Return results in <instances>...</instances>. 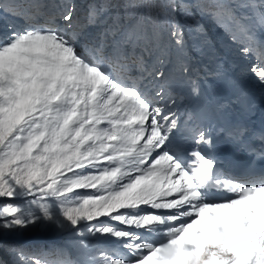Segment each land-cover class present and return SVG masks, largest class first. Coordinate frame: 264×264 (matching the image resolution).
I'll return each instance as SVG.
<instances>
[{"label": "snow or ice", "instance_id": "snow-or-ice-1", "mask_svg": "<svg viewBox=\"0 0 264 264\" xmlns=\"http://www.w3.org/2000/svg\"><path fill=\"white\" fill-rule=\"evenodd\" d=\"M84 7L0 0V253L11 257L0 264H264V132L226 119L250 109L247 94L233 83L214 99L206 85L226 79L224 62L194 64L180 22L207 46L196 16L207 17L264 87V0ZM216 137L247 167L224 168ZM36 230L80 239L35 250L8 239Z\"/></svg>", "mask_w": 264, "mask_h": 264}, {"label": "rangeland", "instance_id": "rangeland-1", "mask_svg": "<svg viewBox=\"0 0 264 264\" xmlns=\"http://www.w3.org/2000/svg\"><path fill=\"white\" fill-rule=\"evenodd\" d=\"M112 3L114 4L115 2L112 0ZM85 5V0H80V6ZM81 8V7H80ZM81 13L82 15L84 14V11L81 9ZM203 18H207L202 16ZM208 19V18H207ZM8 23H12L13 21L8 20ZM15 23L22 24V21H15ZM210 27H212L213 31L215 32V36L219 35L220 39L226 44L228 43L226 38L224 37V35L222 34V32L209 20ZM5 30V22L4 21H0V33H3ZM227 47H234V45L228 43ZM201 51L204 55L205 58H207L206 53H211V55H213V51L211 49V47H206L203 44V47L201 46ZM77 171H80L79 169ZM85 171H94L92 169H85ZM102 189L100 188V186L97 187V189H79L78 191L81 192H93V193H98L99 191H101ZM100 219H107V218H100ZM50 237H54L57 239V243L56 245H50L49 243V238ZM83 238L90 241L91 243H93V238L89 237L87 233H84ZM9 241L11 243H14L18 246H21L25 249L28 250H35V249H42V248H53V247H66V246H70L71 242L75 239H80L78 237H72L71 234H66L63 232H49V231H45V230H36V231H28V232H23L20 234H15L10 236ZM39 239H43V241H39ZM112 239V238H110ZM106 240V242H110L109 240ZM117 239V238H116ZM25 241V242H22ZM112 242V241H111ZM104 243V244H105ZM104 246V245H101ZM97 247L95 248V246H92L91 249H89V251H91L92 253L96 252ZM0 255L7 260H11V257H9L7 255V253H0ZM49 259H51V257H48Z\"/></svg>", "mask_w": 264, "mask_h": 264}, {"label": "trees", "instance_id": "trees-1", "mask_svg": "<svg viewBox=\"0 0 264 264\" xmlns=\"http://www.w3.org/2000/svg\"><path fill=\"white\" fill-rule=\"evenodd\" d=\"M119 3L122 4L123 3V0L121 2H119Z\"/></svg>", "mask_w": 264, "mask_h": 264}]
</instances>
